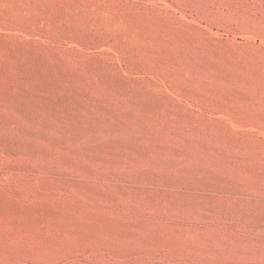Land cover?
Returning <instances> with one entry per match:
<instances>
[{
    "label": "rangeland",
    "instance_id": "1",
    "mask_svg": "<svg viewBox=\"0 0 264 264\" xmlns=\"http://www.w3.org/2000/svg\"><path fill=\"white\" fill-rule=\"evenodd\" d=\"M0 264H264V0H0Z\"/></svg>",
    "mask_w": 264,
    "mask_h": 264
}]
</instances>
